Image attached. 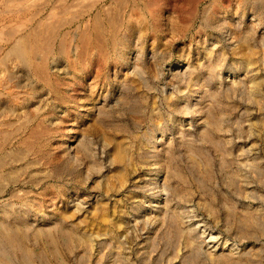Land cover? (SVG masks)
<instances>
[{
	"label": "rangeland",
	"instance_id": "374dc122",
	"mask_svg": "<svg viewBox=\"0 0 264 264\" xmlns=\"http://www.w3.org/2000/svg\"><path fill=\"white\" fill-rule=\"evenodd\" d=\"M63 1L0 0V264H264V0Z\"/></svg>",
	"mask_w": 264,
	"mask_h": 264
},
{
	"label": "bare ground",
	"instance_id": "6f19581e",
	"mask_svg": "<svg viewBox=\"0 0 264 264\" xmlns=\"http://www.w3.org/2000/svg\"><path fill=\"white\" fill-rule=\"evenodd\" d=\"M3 1H4V0H3ZM8 1H9V0H7V2H8ZM14 1H15V0H14ZM23 1H24V0H23ZM37 1H38V0H37ZM116 1H117V0H116ZM262 1H263V0H262ZM7 2H5V3L7 4ZM18 2H19V1H18ZM62 2H63V3H62ZM8 3H11V0H10V2H8ZM19 3H20V2H19ZM24 3H25V2H24ZM64 3H65V2H64L63 0H61V8H62V9L66 8ZM15 4H17V2H16ZM20 4H21V3H20ZM20 4H19V5L17 4V5L20 6ZM25 4H26V3H25ZM25 4H22V5L24 6ZM55 4H56V3H55ZM58 4H60V3H58ZM124 4H125V2H124ZM53 5H54V4H53ZM12 6H13V5H11V7H12ZM18 6H17V8H18ZM23 6H22V7H23ZM26 6H27V5H26ZM54 6H55V5H54ZM75 6H76V5H75ZM5 7H6V6H5ZM56 7H57V6H56ZM69 7H70V6H69ZM147 7H148V6H147ZM20 8H21V6H20ZM24 8H25V7H24ZM49 8H50V6H49ZM71 8H72V7H71ZM21 9H22V8H21ZM40 9H41V8H40ZM66 9H67V8H66ZM76 9H77V8H76ZM83 9H84V7H83ZM105 9H106V8H105ZM4 10H5V9H4ZM17 10H18V9H17ZM53 10H54V9H52V11H53ZM37 11H39V9H38ZM50 12H51V10L49 11L48 15L51 14V13L53 14V12H51V13H50ZM54 12H55V11H54ZM95 12H96V10H95ZM131 12H133V11H131ZM108 13H109V12H108ZM108 13H107L106 15H108ZM110 14H111V13H110ZM188 14H189V13H188ZM58 15H59V14H58ZM18 16H19V15H18ZM49 16H50V15H49ZM51 16H52V15H51ZM134 16H135V15H134ZM58 17H59V16H58ZM50 18H51V17H50ZM60 18H61V17H60ZM60 18H59V20H60ZM51 19H52V18H51ZM53 19L55 20V18H53ZM57 19H58V18H57ZM111 19H112V18H111ZM40 20H41V19H40ZM44 20H45V19H44ZM63 20H65V19H63ZM24 21H25V20H24ZM51 21H53V20H51ZM110 21H111V20H110ZM112 21H113V20H112ZM119 21H120V20H119ZM40 22H41V21H39V23H40ZM54 22H55V21H54ZM100 22H101V21H100ZM39 23H38V24H39ZM114 23H116V22H114ZM114 23H113V24H114ZM51 24H53V22H52ZM57 24H62V23H61L60 21H58ZM68 24H69V23H68ZM107 24H108V23H107ZM146 24H147V23H146ZM39 25H40V27H41L40 29L43 31V33H44V35H45V36L43 35L42 37H43V38L45 37V40H46V37L51 36V33H52L51 31L53 30V26H51L50 23H49V24H46V23H40ZM98 25H99V24H98ZM109 25H110V24H109ZM34 26H35V25H34ZM36 26H37V25H36ZM36 26H35V27H36ZM99 26H100V25H99ZM111 26H112V24H111ZM144 27H145V26H144ZM31 28H32V27H31ZM36 28H37V27H36ZM91 28H92V27H90V29H91ZM99 28H101V27H99ZM56 29H57V28H56ZM93 29H94V28H93ZM110 29H111V28H110ZM8 30H9V29H8ZM10 30H11V29H10ZM33 31H35V33L37 32V35L31 36L32 38L34 37L33 40H34V41H38V40H40V39H38V38H40V35H39V33H38L39 30L36 31V30L34 29ZM97 31H98V29H97ZM40 32H41V31H40ZM84 32H85V33H83V34H84L86 37H89L88 35H86V31H85V29H84ZM88 32H89V31H88ZM94 32H95V31H94ZM94 32H93V33H94ZM115 32H116V31H115ZM31 33H32V32H31ZM93 33H92V34H93ZM112 33H114V32H112ZM4 34H5V33H4ZM4 34H3V35H4ZM84 35H81L80 38L78 37L83 43H84V41H85V42L87 41V40H85V39H89V38H86ZM93 35H94V34H93ZM93 35H92V36H93ZM100 35L103 36V34H100ZM111 35H112V34H111ZM95 36H96V34H95ZM98 36H99V35H98ZM35 37H38V38L36 39ZM52 37H53V36H52ZM52 37H51V39H52ZM17 38H18V37H17ZM17 38H15V39H17ZM21 38H22V37H21ZM49 38H50V37H49ZM49 38H48V39H49ZM62 38H63V37H62ZM78 38H77V39H78ZM95 38H96V37H95ZM102 38H103V37H102ZM110 38H111V37H110ZM26 39H28V38H25V40H26ZM79 39H78V40H79ZM25 40H22V42L25 41ZM53 40H54V39H53ZM53 40H52V41H53ZM68 40H69V39H68ZM95 40H96V39H95ZM100 40H101V38H100ZM104 40H105V39H104ZM6 41H7V40H6ZM47 41H48V40H47ZM92 41H93V40H92ZM113 41H114V40H113ZM25 42H26V41H25ZM28 42H29V41H28ZM43 42H44V41H43ZM56 42H57V41H56ZM63 42H64V41H63ZM63 42H61V44H62ZM78 42H80V41H78ZM87 42H88V41H87ZM16 43H18V42H16ZM20 43H21V42H20ZM20 43H18V44L20 45ZM59 43H60V42H59ZM101 43H102V42H101ZM26 44H28V43H26ZM35 44H36V43H35ZM80 44H81V42H80ZM80 44H79V45H80ZM88 44H89V43H88ZM88 44H87V45H88ZM109 44H110V43H109ZM112 44H113V43H112ZM32 45H33V44H32ZM32 45H31V46H32ZM90 45H91V44H90ZM23 46H24V44H23ZM23 46H22V47H23ZM34 46H36V47H33V46H32L33 48H31V47L29 46V44H28V46H27V45H26V47L24 46L25 48H24L23 50H22V47H21V49H19V48H15V47H13V48L11 47L12 49L15 48V50H12L10 54H12V55H14V56H17L19 59H20V58L23 59V58H25V56H31V54H32L34 51H35V52H38V51H39V50H38V47H39V46H38V45H34ZM37 46H38V47H37ZM58 46H59V45H58ZM92 46H93V45H92ZM95 46L97 47V45H95ZM61 47H62V46H61ZM75 47H76V46H75ZM77 47H78V46H77ZM98 48H99V47H97V49H98ZM111 48H113V47L111 46ZM40 49H41V48H40ZM44 49H45V48H44ZM49 49H50V48H49ZM37 50H38V51H37ZM42 50H43V49H42ZM42 50H41V51H42ZM76 50H77V49H76ZM99 50H100V49H99ZM102 50H104V49H102ZM88 51H89V50H88ZM47 52H48V51H47ZM80 52H81V51H80ZM97 52H99V51L97 50ZM39 53H40V52H39ZM43 53H44V52H43ZM88 53H89V52H88ZM26 54H27V55H26ZM35 54H36V53H35ZM46 54H47V53H46ZM5 55H6V54H5ZM41 55H43V54H41ZM65 55H66V54H65ZM32 56H35V55H32ZM45 56H47V55H45ZM45 56H44V57H45ZM35 58H37V57H35ZM41 58H42V57H41ZM7 59H8V58H7ZM15 59H16V58H15ZM29 59H30V58H29ZM37 59H38V58H37ZM45 59H46V58H45ZM77 59H78V58H77ZM80 59H81V57H80ZM11 60H12V59H11ZM41 61H42V60H41ZM22 63H23V62H22ZM42 64H45V63H42ZM34 65H35V64H34ZM21 66H22V65H21ZM24 66H25V65H24ZM26 66H27V65H26ZM26 66H25V67H26ZM40 66H41V65H40ZM45 67H46V66H45ZM45 67H44V68H45ZM30 70H31V69H30ZM33 70H34V69H33ZM38 71H39V70H38ZM40 71H41V70H40ZM7 76H8V75H7ZM8 79H10V78H8ZM43 83H44V82H43ZM254 85H255V84H254ZM3 136H4V135H3ZM4 137H5V136H4ZM3 142H4V141H3ZM117 149H118V153H119V158H121V157H122V155H121V150H120L119 147H118ZM116 155H118V154H116Z\"/></svg>",
	"mask_w": 264,
	"mask_h": 264
}]
</instances>
